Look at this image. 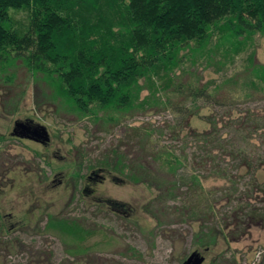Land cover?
I'll return each mask as SVG.
<instances>
[{
  "label": "rangeland",
  "instance_id": "rangeland-1",
  "mask_svg": "<svg viewBox=\"0 0 264 264\" xmlns=\"http://www.w3.org/2000/svg\"><path fill=\"white\" fill-rule=\"evenodd\" d=\"M250 43L226 71L214 60L191 68L189 78L201 82L220 83L224 73L234 79L217 90L221 104L189 100L194 114L154 108L110 121L79 118L44 100L42 90L51 89L24 65L0 71V264H182L194 250L205 255L202 264H264V227L237 221L242 210L264 207L263 162L254 171L240 161L241 149L255 165L264 160V136L253 130L264 115V88L245 99L239 87L250 74V47L264 63V35ZM7 72L11 82L2 77ZM208 117L221 132L215 146L195 134L211 127ZM27 119L46 125L47 143L11 133L16 120ZM137 126L151 134L152 144L139 142ZM158 149L178 157L172 169L153 161ZM229 149L240 150L237 159ZM115 153L124 159L123 171L113 169ZM107 155L110 167L100 166ZM134 163H144L151 179L130 180ZM99 167L105 178L89 180ZM52 218L75 221L87 234L63 235L50 226ZM199 236L212 243L203 245ZM67 247L82 252L75 258Z\"/></svg>",
  "mask_w": 264,
  "mask_h": 264
},
{
  "label": "trees",
  "instance_id": "trees-1",
  "mask_svg": "<svg viewBox=\"0 0 264 264\" xmlns=\"http://www.w3.org/2000/svg\"><path fill=\"white\" fill-rule=\"evenodd\" d=\"M20 12L25 17L17 19L14 15ZM257 34L264 35V0H0V71L24 65L51 89L42 90L44 100L58 102L79 118L110 121L118 113L125 117L154 108L194 114L187 102L202 99L221 104L217 90L233 75L224 73L217 84L201 82L200 77L189 78L191 68L214 60L217 70L226 71ZM250 48L246 66L250 74L239 84L245 99L264 88V63L255 61V49ZM5 74L2 77L11 82L13 74ZM207 121L211 127L195 134L215 146L220 128L214 119ZM255 123L254 132L261 129L264 136V115ZM132 129L140 143L152 144L148 131L139 126ZM229 151L237 159L240 150ZM154 152L153 161H160L164 168L172 169L178 161L168 150ZM240 152L241 165L248 169L256 171L264 164L261 157L255 165L251 155ZM109 159L107 155L100 166L110 167ZM114 160L113 169L123 171L122 155L115 153ZM143 164H131L127 177L136 182L150 180L153 174ZM190 178L198 179L197 175ZM241 213L239 224L264 227V207ZM52 221L50 226L63 235L77 237L82 232L85 236L88 231L75 221ZM199 239L206 246L212 243L209 237ZM66 250L75 258L82 252L77 247Z\"/></svg>",
  "mask_w": 264,
  "mask_h": 264
},
{
  "label": "water",
  "instance_id": "water-1",
  "mask_svg": "<svg viewBox=\"0 0 264 264\" xmlns=\"http://www.w3.org/2000/svg\"><path fill=\"white\" fill-rule=\"evenodd\" d=\"M14 132L16 134L25 135L24 132H32L37 136L41 137L43 142H48L50 140V134L46 125L41 123H35L32 119L27 120H16L14 125ZM19 129V131H18ZM27 136V135H26ZM100 170V169H98ZM94 171L93 173H95ZM205 260V255L201 251L194 250L191 252L188 257L182 262V264H202Z\"/></svg>",
  "mask_w": 264,
  "mask_h": 264
},
{
  "label": "flooded vegetation",
  "instance_id": "flooded-vegetation-1",
  "mask_svg": "<svg viewBox=\"0 0 264 264\" xmlns=\"http://www.w3.org/2000/svg\"><path fill=\"white\" fill-rule=\"evenodd\" d=\"M18 131H19V129H18ZM20 132V131H19ZM12 134H14V135H18L19 137H26V138H30V139H34V140H36V141H40V142H43V140L41 139V137H39V136H37L36 134H33L31 131L30 132H24V133H26L25 135H21V134H16V131L14 132V128H13V130H12V132H11ZM27 135V136H26ZM43 143H47V142H43ZM98 169H100V170H98ZM97 170H96V172L95 173H93V172H91L88 176H87V178L90 180L91 178L93 179H97V178H100V179H103V178H105V175L104 174H102V173H100L99 171H103L104 170V168L103 167H99ZM102 169V170H101Z\"/></svg>",
  "mask_w": 264,
  "mask_h": 264
}]
</instances>
